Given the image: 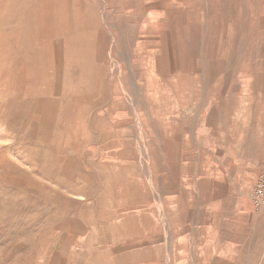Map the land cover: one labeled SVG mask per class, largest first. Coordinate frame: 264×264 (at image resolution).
I'll list each match as a JSON object with an SVG mask.
<instances>
[{"label":"rangeland","instance_id":"obj_1","mask_svg":"<svg viewBox=\"0 0 264 264\" xmlns=\"http://www.w3.org/2000/svg\"><path fill=\"white\" fill-rule=\"evenodd\" d=\"M264 0H0V264H264Z\"/></svg>","mask_w":264,"mask_h":264},{"label":"built area","instance_id":"obj_2","mask_svg":"<svg viewBox=\"0 0 264 264\" xmlns=\"http://www.w3.org/2000/svg\"><path fill=\"white\" fill-rule=\"evenodd\" d=\"M251 198L255 209H264V168L260 170L256 177L251 191Z\"/></svg>","mask_w":264,"mask_h":264}]
</instances>
